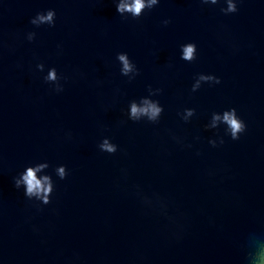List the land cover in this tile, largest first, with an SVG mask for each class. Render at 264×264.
<instances>
[{"label": "water", "instance_id": "95a60500", "mask_svg": "<svg viewBox=\"0 0 264 264\" xmlns=\"http://www.w3.org/2000/svg\"><path fill=\"white\" fill-rule=\"evenodd\" d=\"M222 6L161 0L123 20L114 0H0V264H243L244 237L264 228V0H241L227 16ZM48 9L55 28L30 25ZM188 42L193 63L180 59ZM120 52L140 71L131 83ZM49 67L69 77L61 94L42 80ZM197 74L221 84L192 93ZM148 85L163 89L153 97L160 123L121 125ZM185 108L196 110L187 124L177 115ZM231 108L247 132L220 145L223 126L206 125ZM106 137L115 155L99 151ZM43 162L56 181L48 205L13 183ZM58 165L70 172L64 181Z\"/></svg>", "mask_w": 264, "mask_h": 264}, {"label": "clouds", "instance_id": "9594fccd", "mask_svg": "<svg viewBox=\"0 0 264 264\" xmlns=\"http://www.w3.org/2000/svg\"><path fill=\"white\" fill-rule=\"evenodd\" d=\"M116 3V11L123 20L131 17L133 20H139L146 12H151L153 9L159 7L161 0H114ZM202 5H225L220 7L221 14L227 16L239 12V4L241 0H199ZM57 22V13L54 9L37 12L36 15L29 20L30 25L35 29L42 26L48 28H55ZM172 23L171 18H165L161 21L163 27H168ZM37 39L36 31H29L26 34L28 43H35ZM9 52H14L12 47L8 48ZM181 56L180 59L186 63H193L198 59L197 45L193 42H188L180 45ZM63 49L61 45H57V55H62ZM3 59V46L0 45V61ZM38 59V58H37ZM116 60L120 65L119 73L122 77H126L129 83L133 82L139 75L140 71L136 64L129 58L127 53L120 52L116 55ZM16 67H22L17 64ZM168 67H172L171 64ZM46 71V65L42 61L35 63L34 74H43ZM79 72V70H77ZM81 78L84 73L79 72ZM45 84L51 86V90L55 94H61L65 90V84L69 77L58 72L56 67L47 68L46 75L42 76ZM221 80L214 75L197 74L194 77V82L191 86V92H198L203 85H219ZM119 90H117L118 92ZM163 94L162 88H153L151 85L147 86V95L141 97L139 100H132L128 104V109L125 112L126 120H121L120 124L125 125L128 121L133 123L145 122L151 125H158L160 123L164 109L159 100L153 99ZM177 115L185 124L190 123L191 119L196 116L194 108H185ZM223 126V135L220 136L219 144L223 145L226 141L224 137L232 141H238L243 134L247 132L246 123L238 116L236 109L231 108L223 112H212L210 119L206 125L208 130H219ZM219 135V133H217ZM71 137V133L67 134ZM173 139H177L173 136ZM197 140L200 137H196ZM208 144L215 148L217 147L216 139H209ZM100 152L115 155L120 151L119 146L112 142L111 138H103L97 145ZM191 147V145H188ZM199 154V153H198ZM50 164L47 162L37 163L25 167L24 171L18 173L13 177V183L17 190L23 188L24 196L28 200H36L43 205H48L51 202V196L56 187V181L52 176L46 174ZM55 176L59 181H64L70 175L69 170L65 165H58L54 169ZM147 202V201H146ZM242 248L243 264H264V228H257L249 231L244 237Z\"/></svg>", "mask_w": 264, "mask_h": 264}]
</instances>
